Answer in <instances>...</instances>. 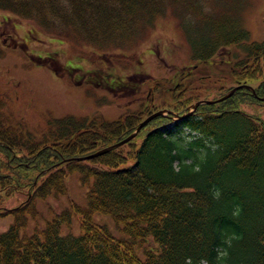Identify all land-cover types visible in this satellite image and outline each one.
Wrapping results in <instances>:
<instances>
[{
	"label": "trees",
	"instance_id": "obj_1",
	"mask_svg": "<svg viewBox=\"0 0 264 264\" xmlns=\"http://www.w3.org/2000/svg\"><path fill=\"white\" fill-rule=\"evenodd\" d=\"M221 1L0 0V10L103 52L140 45L166 16L183 27L190 14L191 21L216 25L202 46L207 53L192 42L190 60L209 62L224 46L242 52L215 61L226 72L223 79L235 82L216 98L237 84L259 82L254 93L242 87L221 102L200 105L189 117L157 116L130 142L85 162L69 161L129 136L145 118L143 108L123 115L113 131L108 122L72 115L28 131L26 123L0 112V216H14L0 233V264H264V40H252L240 9L229 16L228 7L224 12L218 7L228 5ZM198 67L179 69L181 81ZM167 81L150 79L141 88L155 91L163 82L165 102H191L170 107L187 112L195 102L192 82L183 86L185 99L176 101L172 95L182 84ZM155 101L157 96L149 112L160 109ZM129 159L133 163L121 167ZM74 170L87 187L81 233L62 234L63 223L72 221L69 210L43 229L25 232L29 218H39L37 199L68 195L66 176ZM70 207H76L71 199ZM95 211L110 215L128 240L94 223Z\"/></svg>",
	"mask_w": 264,
	"mask_h": 264
},
{
	"label": "rangeland",
	"instance_id": "obj_2",
	"mask_svg": "<svg viewBox=\"0 0 264 264\" xmlns=\"http://www.w3.org/2000/svg\"><path fill=\"white\" fill-rule=\"evenodd\" d=\"M221 3L228 4L218 7L221 9L228 7L229 16L240 9L238 13L243 17L244 26L251 32L252 40H264V0H222ZM222 11L224 12V9ZM186 17L187 22L183 27L179 26L181 23L175 17H163L155 23L140 45L126 51L103 52L90 45H73L48 33L28 19L0 10V98L4 104L0 110L1 114H10L15 120L23 121L27 124L25 128L28 131L42 128L49 120L67 115L87 119L88 123L95 120H98V123L108 122L109 129L113 131L119 128L116 123L121 121L123 115L140 111L141 99L146 97L148 87H143L137 93L133 89L131 90L133 92L126 96H121L122 94L116 96L109 90L100 88V85L111 82V76L115 82H127L131 79L139 82L167 79L173 86L181 83L182 85L175 86V93L172 95L176 101L180 98L185 99L184 96H180L183 86L192 82L195 91L191 95V100L215 99L223 89L235 83L233 79H223L226 72L220 67L219 62L215 65V61H219L220 57L216 55L205 63L190 59L193 49H196L192 42L207 53L202 46L210 41L208 34L216 25L207 22L197 23L196 19L191 21L193 17L190 14ZM5 18L8 20L5 21ZM30 30H33V34L25 41L24 37ZM5 38H9L10 44L9 41L5 42ZM238 56L242 54L239 53ZM186 65L199 67L193 68L186 80L181 81L179 69ZM56 67L57 71L54 70ZM93 82H99L97 83L99 85L95 86ZM160 83L163 86V82ZM258 84L259 82H253L254 86ZM161 86L155 88L157 106L169 109L191 103L168 100L165 102L160 94L164 89ZM249 111L256 110L249 108ZM262 116L264 118V113ZM85 161L87 160L78 162ZM132 163L133 159H129L121 164V167ZM68 164L70 163H67V166ZM95 166L103 167L100 164ZM66 185L68 195H60L57 198L52 194L46 200L40 197L37 199L40 217L37 219L30 217L25 232L32 233L36 227L43 229L47 221L69 210L72 221L70 225L67 223L62 225V234L81 233L80 217L83 216L82 210L88 207L87 187L82 185L78 170L67 174ZM69 198L76 205L73 209L70 207ZM13 220L11 214L0 217V232L6 230ZM92 221L105 227L120 241L129 238L108 214L95 211L92 214ZM140 250L136 248V253L144 259Z\"/></svg>",
	"mask_w": 264,
	"mask_h": 264
},
{
	"label": "flooded vegetation",
	"instance_id": "obj_3",
	"mask_svg": "<svg viewBox=\"0 0 264 264\" xmlns=\"http://www.w3.org/2000/svg\"><path fill=\"white\" fill-rule=\"evenodd\" d=\"M7 20V18L5 19V21ZM28 33V34H27ZM26 36L24 37V40L26 41L27 38H29V35L33 34V30H30V32H27ZM9 36H12V34H8ZM9 40V38H6L5 41L7 42ZM9 44H10V40H9ZM237 47H222L220 49L219 55L220 56H224L226 58H235L237 56ZM111 80H113L114 78L111 76L110 77ZM110 80V81H111ZM103 89H107L109 90L110 93L115 94H129L130 92H133L131 90L134 89V91L141 90V82H134L132 83V81L130 82H109L105 85V87ZM135 93V92H134ZM155 96V91L151 88H149V90L147 91L146 97H151V100L154 99ZM146 104H148L147 101H145Z\"/></svg>",
	"mask_w": 264,
	"mask_h": 264
},
{
	"label": "water",
	"instance_id": "obj_4",
	"mask_svg": "<svg viewBox=\"0 0 264 264\" xmlns=\"http://www.w3.org/2000/svg\"><path fill=\"white\" fill-rule=\"evenodd\" d=\"M240 87L242 86H238V87H235L233 88L228 94H226L225 96H223L222 98H219L218 100H212V101H209V100H202V101H198L197 103H195L193 105V111L189 112L188 114H192L194 112V110L201 104L203 103H212V102H218V101H223L224 99H227L229 98L230 96H232L235 91L237 89H239ZM162 114H166V112L164 110H161V111H158V112H155L153 114H151L150 116H148L144 121H142L139 126L136 128V130L131 134L129 135L127 138L123 139L122 141L116 143V144H113L109 147H106V148H103L101 150H98L97 152L95 153H92V154H89L87 156H84V157H79L77 159L79 160H83V159H92L94 157H97V156H100L104 153H107L108 151L112 150L113 148H117L118 146L122 145V144H125L127 142H129L131 139H133L137 134L138 132L145 126L147 125L153 118L157 117L158 115H162ZM183 117V116H182Z\"/></svg>",
	"mask_w": 264,
	"mask_h": 264
}]
</instances>
